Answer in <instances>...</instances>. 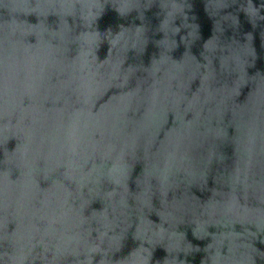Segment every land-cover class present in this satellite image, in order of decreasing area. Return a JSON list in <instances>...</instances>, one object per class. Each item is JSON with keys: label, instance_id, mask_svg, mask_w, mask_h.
I'll return each instance as SVG.
<instances>
[{"label": "water", "instance_id": "water-1", "mask_svg": "<svg viewBox=\"0 0 264 264\" xmlns=\"http://www.w3.org/2000/svg\"><path fill=\"white\" fill-rule=\"evenodd\" d=\"M0 264H264V0H0Z\"/></svg>", "mask_w": 264, "mask_h": 264}]
</instances>
